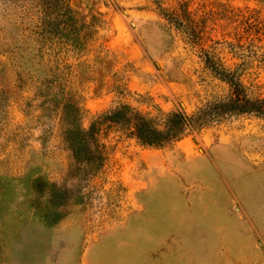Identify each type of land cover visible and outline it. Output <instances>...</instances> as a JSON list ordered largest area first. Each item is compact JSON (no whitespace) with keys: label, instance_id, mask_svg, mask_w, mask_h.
Returning <instances> with one entry per match:
<instances>
[{"label":"rangeland","instance_id":"374dc122","mask_svg":"<svg viewBox=\"0 0 264 264\" xmlns=\"http://www.w3.org/2000/svg\"><path fill=\"white\" fill-rule=\"evenodd\" d=\"M209 58L264 96V0H0V264H264L263 117L160 147L104 129L85 176L35 94L54 76L84 127L120 102L193 114L228 93Z\"/></svg>","mask_w":264,"mask_h":264},{"label":"trees","instance_id":"16d2710c","mask_svg":"<svg viewBox=\"0 0 264 264\" xmlns=\"http://www.w3.org/2000/svg\"><path fill=\"white\" fill-rule=\"evenodd\" d=\"M207 67L215 77L228 84V93L193 114L179 108L165 111L159 105L153 106L154 112L120 102L96 115L90 125L84 127L81 101L74 91L57 88L58 80L54 76L45 77L46 82H36L35 94L41 101V111L58 119L61 125L62 138L72 157L70 169L89 176L99 172L106 162L105 146L101 141L104 129L122 130L143 145L160 147L182 139L189 132H197L226 114H254L264 118V96H253L236 71L220 66L217 61L209 58ZM51 186L57 187V183L52 182Z\"/></svg>","mask_w":264,"mask_h":264}]
</instances>
